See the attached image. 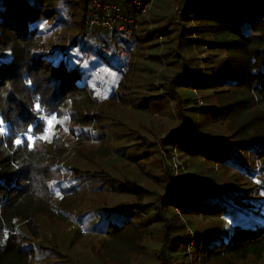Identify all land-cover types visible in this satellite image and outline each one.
Segmentation results:
<instances>
[{"label":"trees","instance_id":"16d2710c","mask_svg":"<svg viewBox=\"0 0 264 264\" xmlns=\"http://www.w3.org/2000/svg\"><path fill=\"white\" fill-rule=\"evenodd\" d=\"M112 2L127 16L137 19L140 14L141 5L131 0ZM88 3L0 0V264H36V246L24 243L40 234L34 213L48 215L45 203L55 213L60 210L58 203L64 205V200L80 192L78 178L72 173L69 180L77 179V184H68L71 192L60 187L56 202L54 194L43 192L41 197L45 176L41 174V180H35L33 164L48 167L49 163L41 160L62 154L60 148L51 152L53 142L41 140L45 118L61 114L64 109L71 111L73 103H78L79 133L88 138L83 130L100 118L98 100L113 99L117 89L124 88L125 79L132 77V66L125 70L115 55L117 46L113 49L110 43L99 42L88 34ZM177 16L176 27L164 26L168 40H176L171 51L178 53L185 43L209 49L208 55H214L204 58L209 71L201 74L197 68L193 73L194 83H177L193 90L213 86L215 103L203 111L211 114L215 131L203 132L185 120L162 135L160 141L164 144L177 134L188 140L174 142L180 158L179 152H185L188 142L197 141L199 145L192 153L212 163L209 170H215L218 177L196 176L193 172L172 176L165 170L170 178V184H162L165 193L157 194L144 184H135L132 195L138 202L130 203L125 198L112 211L125 215L139 210L144 214L150 206L145 201L146 192H154L155 218L162 221L166 236L160 256L153 255L154 264H264V0H180ZM64 28L70 33L68 40L66 31H59ZM57 34L59 42L53 43ZM89 49H95L94 55L103 65L86 59ZM111 53L117 62L109 60ZM95 69H100L101 77ZM174 74L168 82L170 87L180 73ZM101 78L102 88L94 82ZM100 93L101 99L97 95ZM96 106L97 114H92ZM258 175L261 182L243 184L247 182L243 177L252 181ZM180 177L188 180V191L175 195ZM34 191L37 195L40 191L43 203ZM197 218L215 220L217 225H209L213 226L211 231H191L187 224H197ZM151 226L138 228L129 221L108 223L98 242L96 258L107 259L106 264H125L129 256L145 260L148 254L140 241ZM172 228L177 229L172 232ZM178 229L184 234L176 235ZM39 247L47 250L44 245Z\"/></svg>","mask_w":264,"mask_h":264},{"label":"rangeland","instance_id":"374dc122","mask_svg":"<svg viewBox=\"0 0 264 264\" xmlns=\"http://www.w3.org/2000/svg\"><path fill=\"white\" fill-rule=\"evenodd\" d=\"M179 5L180 0H169V2L168 0H154L149 15L139 14L137 16L136 35L139 42L130 59L129 66L130 68L132 66L131 78L133 79L126 78L124 88L121 86L120 88L123 89H117L113 99L98 100L99 114L96 113L97 106L92 114L95 112L100 118L96 122L89 123L88 126L83 125L86 126L83 132H88V138L79 133L81 127L78 126V118L81 116L77 111L78 103H73L71 111L64 109L61 114L45 118L46 124L43 128L44 132L41 134V140L53 142L55 145L52 144L51 152L55 153L60 148L59 152L62 151V154L58 156L54 154V157L51 154V159L41 160L49 163L48 167L44 165L39 168L35 165L37 162L33 164L32 168L35 169L33 178L37 180L41 174L45 176L43 180L46 183L43 182V187L40 189L41 197H43V192H48L55 195V202L60 199L59 188L70 190L68 184L77 182V179L69 180L72 173L78 178L80 192L78 195L64 200V205L62 202L58 203L60 210H55L57 215L51 209L49 210L47 203H45V207H47L48 215H37L38 211L34 213L35 221H37L35 226L38 227L40 234L37 235V238L24 243L36 246L34 247L37 255L36 264H106L107 259L99 261L95 256L96 252L100 250L98 242L104 237L103 229L110 222L120 225L125 221L133 223L138 228L150 223L152 226L140 241L148 258L136 260L129 256L124 263L154 264L156 259L153 255L159 254L160 256V247H163L166 236L163 235L162 221L155 218L154 192H146L145 201L150 202V206L144 214L139 210H132L123 215L112 210L124 203L125 198L129 199L125 200L130 203L138 202L135 195H132L135 184L139 187L144 184L147 189L156 191L157 194L165 193L162 184L163 182L170 184V178L163 167L160 154L159 141L162 135L177 125H182L185 120L189 125H196L203 132L212 133L215 131V127L210 122L211 114L203 111L215 103L211 96L214 90L213 86H208L203 90L198 88L193 90L192 87L180 86L181 82L177 83L178 80L183 84L185 81L194 83L193 73L197 71V68L201 74L209 71L207 70L209 67H205L207 64H205L204 58L208 56L213 58L214 56L213 53L208 55L209 49H203L195 44L185 45L183 43L178 53L171 51L176 45V40H168L164 26L176 27L175 23L179 19L177 16ZM151 30H154L155 33H152ZM59 31H66V28ZM95 32V37L99 42H108L113 49L118 46V43L113 40V34L107 29L97 27ZM66 33V40H68L71 36L68 31ZM58 35L53 36V43L59 42ZM101 49L103 52L107 50L105 47H101ZM94 50H88L86 59L103 65L101 60L99 61L98 57L96 58L94 55L96 54ZM107 52L109 53V51ZM108 56L110 61L117 62L115 55L113 56L111 53ZM211 60H213L211 64H215V59ZM186 66L189 75H186ZM176 72L180 73L179 78L170 87L168 82L174 78ZM100 73V69H95L96 75ZM94 82L98 83L101 88L104 85L102 78L96 79V81L94 79ZM97 95L101 99V93ZM49 120L52 121L51 125H49ZM182 141L188 140L177 134L164 141V144L160 142L164 151L169 154L174 142L181 143ZM188 144L189 147L185 152H179L181 156L179 159L183 162L187 173L193 172L196 176L218 177V174L214 173L215 170H209L212 163L204 160L202 156L192 153L199 143L190 140ZM239 176L243 175L239 174ZM260 177L258 175L255 177L257 179L254 178L252 181L243 177V181H247L243 184L253 185V183L261 182L258 179ZM123 179L125 181L122 182ZM178 180L180 185L175 195L186 194L189 187L188 180L182 177ZM156 181L159 184H156ZM35 187H37V182H35ZM171 188L173 189V187ZM39 196L40 191L37 197ZM37 197L39 203H43L41 197ZM74 198L76 199L75 203H70V200L72 202ZM163 216L166 218L165 215ZM157 220L159 222H156ZM196 222L197 224L188 222L187 226L191 231H211L213 224L217 225L215 220L205 221L197 218ZM171 227L168 228L170 232ZM19 228L23 233L27 232L25 227ZM176 229L172 228V232ZM181 234H184V230L178 229L176 235ZM39 245L42 247L44 245L47 250L40 248ZM166 248L168 249V247ZM159 262L161 263V261ZM261 263H264V258ZM191 264L196 263L192 262Z\"/></svg>","mask_w":264,"mask_h":264},{"label":"built area","instance_id":"2783aa9c","mask_svg":"<svg viewBox=\"0 0 264 264\" xmlns=\"http://www.w3.org/2000/svg\"><path fill=\"white\" fill-rule=\"evenodd\" d=\"M85 24L90 36H96L95 29L102 27L113 34V39L119 44L115 49V55L123 63L124 69L130 66V59L138 45L136 18L127 16L122 12L121 7L112 0H88ZM136 5H141L140 14L149 15L154 0H131ZM160 154L163 160V167L172 176L187 173L183 162L179 159L178 148L173 146L167 154L162 146Z\"/></svg>","mask_w":264,"mask_h":264},{"label":"snow or ice","instance_id":"6c2138e0","mask_svg":"<svg viewBox=\"0 0 264 264\" xmlns=\"http://www.w3.org/2000/svg\"><path fill=\"white\" fill-rule=\"evenodd\" d=\"M51 123H52V121H51V120H49V125H51Z\"/></svg>","mask_w":264,"mask_h":264},{"label":"clouds","instance_id":"9594fccd","mask_svg":"<svg viewBox=\"0 0 264 264\" xmlns=\"http://www.w3.org/2000/svg\"><path fill=\"white\" fill-rule=\"evenodd\" d=\"M61 7H63V5H60Z\"/></svg>","mask_w":264,"mask_h":264}]
</instances>
